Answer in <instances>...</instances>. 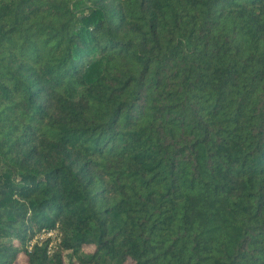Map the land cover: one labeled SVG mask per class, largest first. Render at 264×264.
<instances>
[{
    "label": "trees",
    "instance_id": "obj_1",
    "mask_svg": "<svg viewBox=\"0 0 264 264\" xmlns=\"http://www.w3.org/2000/svg\"><path fill=\"white\" fill-rule=\"evenodd\" d=\"M0 264H264V0H0Z\"/></svg>",
    "mask_w": 264,
    "mask_h": 264
},
{
    "label": "built area",
    "instance_id": "obj_2",
    "mask_svg": "<svg viewBox=\"0 0 264 264\" xmlns=\"http://www.w3.org/2000/svg\"><path fill=\"white\" fill-rule=\"evenodd\" d=\"M51 235H53V233L52 232H49V233L42 234L41 236L42 237H44V236H47L48 237V236H51Z\"/></svg>",
    "mask_w": 264,
    "mask_h": 264
}]
</instances>
